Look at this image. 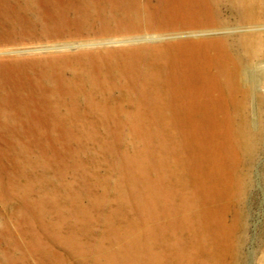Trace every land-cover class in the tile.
I'll list each match as a JSON object with an SVG mask.
<instances>
[{"label": "bare ground", "instance_id": "6f19581e", "mask_svg": "<svg viewBox=\"0 0 264 264\" xmlns=\"http://www.w3.org/2000/svg\"><path fill=\"white\" fill-rule=\"evenodd\" d=\"M262 25L264 0H0L13 45ZM262 63L245 33L0 69V264H243Z\"/></svg>", "mask_w": 264, "mask_h": 264}, {"label": "rangeland", "instance_id": "374dc122", "mask_svg": "<svg viewBox=\"0 0 264 264\" xmlns=\"http://www.w3.org/2000/svg\"><path fill=\"white\" fill-rule=\"evenodd\" d=\"M226 15L222 14L221 19ZM197 18V17H196ZM227 18V17H225ZM169 19V17L167 18ZM165 20V18H164ZM198 19H195V21ZM229 28V26H225ZM154 35L131 36L126 41H111V39H103L99 37L93 38H74L72 40L60 39H42L35 40L39 42L25 41L24 44L13 45L0 43V69L12 62H23L32 58L50 57L64 53H73L78 51H95L98 49H106L121 46H138L157 45L167 42L185 40L190 38H211L222 37L230 34L245 33H261L264 34V25L251 28L236 29H218L215 32L192 33L188 31H156ZM264 65V63H262ZM262 85L258 84V89H262ZM259 90V91H260ZM249 112L251 115L252 125L257 128V122L260 119L257 110V95L249 101ZM252 113V114H251ZM259 118V119H258ZM260 121V120H259ZM264 129V128H263ZM264 132V130H263ZM262 155L258 157L253 170L252 188L245 200L244 209L248 216L247 237L243 248V264H264V140L262 143ZM239 235V233H238Z\"/></svg>", "mask_w": 264, "mask_h": 264}]
</instances>
